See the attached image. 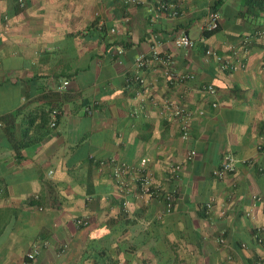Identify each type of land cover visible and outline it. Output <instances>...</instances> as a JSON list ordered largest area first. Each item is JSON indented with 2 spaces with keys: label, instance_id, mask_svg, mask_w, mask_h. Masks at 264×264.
<instances>
[{
  "label": "crops",
  "instance_id": "1",
  "mask_svg": "<svg viewBox=\"0 0 264 264\" xmlns=\"http://www.w3.org/2000/svg\"><path fill=\"white\" fill-rule=\"evenodd\" d=\"M153 1L177 14L150 15ZM21 2L0 0V264H80L101 236L107 263L264 264V0ZM152 45L174 77L153 61L135 72ZM167 101L189 113L185 138ZM225 155L233 168L215 178ZM108 157L144 160L176 189L170 209L133 192L122 209Z\"/></svg>",
  "mask_w": 264,
  "mask_h": 264
},
{
  "label": "built area",
  "instance_id": "2",
  "mask_svg": "<svg viewBox=\"0 0 264 264\" xmlns=\"http://www.w3.org/2000/svg\"><path fill=\"white\" fill-rule=\"evenodd\" d=\"M125 2H132L133 0H124ZM19 5H22L21 0H17ZM146 10L150 15H157L161 12L167 13L169 16H175L177 14L176 9L173 5L167 1H153L149 2L146 6ZM218 12L214 7L213 3H208L205 8L204 20L202 29L206 31L215 30L218 27ZM174 44L176 47L187 48L191 46V41L188 36L184 33H180L174 39ZM118 52H121L119 49ZM209 50H205V54H208ZM150 61L155 62L156 64L162 67V73L168 78L174 77V73L172 72L173 59L168 53H159L156 49L155 45L150 47V52L148 56L143 54H139L135 57L134 60V69L135 72L138 73L139 70L146 68ZM261 64L264 67V53L261 60ZM187 77H191L189 74H180L175 76L176 80H183ZM138 79V76H137ZM140 81V79H138ZM67 84L66 80L61 81L58 86V90H64ZM202 89L209 93H213V88L210 85L202 86ZM165 106L171 109V113L173 117L178 119L179 122V130L181 138H185L187 136L188 130V115L187 110L179 105L173 104L171 101L165 102ZM213 106V104H212ZM58 110L52 108L49 110V126L54 127L55 122L57 120ZM3 126V122L0 119V129ZM264 150V146L262 147ZM189 154H193V151H190ZM234 158L230 155H225L220 165L214 168L211 171V174L215 178H222L226 173L232 170L234 164ZM99 164H107L110 167V174L114 179L116 184L117 191L119 193L120 205L122 209H125L128 200L127 194L133 192L136 196H158L160 200L163 201L165 210L168 211L172 206L174 197L176 195V189L174 187H170L169 189L158 188L152 183V177L150 173L145 168V161L139 160L136 166H127L126 164L117 161L113 157H108L106 159L100 160ZM258 200L259 198H255ZM78 225H83L86 223L83 219L76 220ZM253 239L256 243L260 244L264 247V239L261 237L259 233V229L255 230L252 234ZM217 242L221 243L222 239L217 238ZM243 246V244L241 245ZM34 251H29L25 254V258L32 259L34 257Z\"/></svg>",
  "mask_w": 264,
  "mask_h": 264
},
{
  "label": "trees",
  "instance_id": "3",
  "mask_svg": "<svg viewBox=\"0 0 264 264\" xmlns=\"http://www.w3.org/2000/svg\"><path fill=\"white\" fill-rule=\"evenodd\" d=\"M124 221H128V220L124 218ZM98 238L99 240L102 241L99 242ZM98 238H89L85 241L82 250L80 252V261H79L80 264H114V262L112 261L111 263L110 262L107 263L105 261L107 257V251L105 250V247L103 246L102 243L104 236ZM109 260L110 259H108V261Z\"/></svg>",
  "mask_w": 264,
  "mask_h": 264
}]
</instances>
